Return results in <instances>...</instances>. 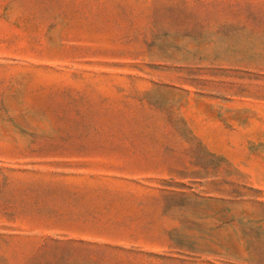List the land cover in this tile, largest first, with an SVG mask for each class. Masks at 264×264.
<instances>
[{"label": "rangeland", "instance_id": "rangeland-1", "mask_svg": "<svg viewBox=\"0 0 264 264\" xmlns=\"http://www.w3.org/2000/svg\"><path fill=\"white\" fill-rule=\"evenodd\" d=\"M0 264H264V0H0Z\"/></svg>", "mask_w": 264, "mask_h": 264}]
</instances>
